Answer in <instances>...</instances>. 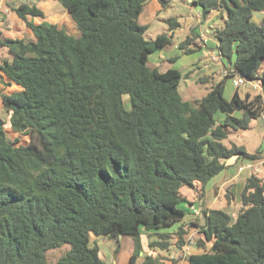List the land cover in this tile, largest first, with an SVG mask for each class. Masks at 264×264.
<instances>
[{
    "label": "trees",
    "instance_id": "obj_1",
    "mask_svg": "<svg viewBox=\"0 0 264 264\" xmlns=\"http://www.w3.org/2000/svg\"><path fill=\"white\" fill-rule=\"evenodd\" d=\"M51 1L70 14L78 38L57 25L29 22L44 13L28 4L16 13L34 40L0 37L11 54L0 63L2 82L21 88L1 94L2 107L11 130L30 138L25 145L10 139L0 120V264H49L47 254L64 245L70 250L56 264H107L92 235L133 238L137 252L128 264H137L144 233L150 250L182 248L184 206L194 203L181 190L204 196L227 161L264 160V149L251 154L224 143L264 112V91L253 99L238 91L224 97L225 81L235 74L261 81L264 90V17L254 20L264 14V0L192 2L206 21L221 13L213 34L234 69L196 102L182 98L187 77L179 70L149 64L173 40L169 34L145 39L140 16L150 0ZM168 23L172 30L180 26L176 19ZM199 38L191 34L182 52L198 50ZM203 216V225H192L205 252L187 256L188 264H264V174L245 180L235 221L222 210L204 209ZM176 261L148 255L144 264Z\"/></svg>",
    "mask_w": 264,
    "mask_h": 264
},
{
    "label": "rangeland",
    "instance_id": "obj_2",
    "mask_svg": "<svg viewBox=\"0 0 264 264\" xmlns=\"http://www.w3.org/2000/svg\"><path fill=\"white\" fill-rule=\"evenodd\" d=\"M167 1L168 3L164 5L161 2H158L160 11L154 14V2L153 0H150L149 3L147 4L146 9L147 10L150 9L151 13L149 17H145L143 13V16L140 19V24L148 25V30L145 33V39L147 41L155 40L158 36H161L164 34L173 35L172 45L162 52H164V54H166L167 56L177 58L176 61L173 63V65L169 68H176L183 74V77L184 76L187 77V79L183 78L181 80L180 87H179V92L182 98L189 102H196V101L201 100L210 91L212 87H215L221 80L225 79L224 72L226 70L230 72L233 69V67L229 65L227 60H224L226 65L222 64V66H220L222 67L221 70L219 69L215 71L214 73L209 72L210 74L207 75L205 73L206 71H204L205 70L204 66L199 67V65L200 66L203 65L202 60H204V55L202 54L201 51L196 50L195 52H192L190 54H184L182 50L178 49V45L186 41L188 37H191V34H193L194 32L196 33V35L200 37L201 32L196 29H203L206 31L209 29L208 27H210V24L208 23V20L206 21L202 18L201 7L193 5L190 0H167ZM60 7L64 9L61 5ZM263 17H264V14L260 16L256 15L254 20L257 22H260V20ZM170 19H176L179 22L180 26L174 27V30H172L170 24L168 23ZM214 22L218 23V25H216L215 27V28H218L219 26L222 25L223 20H221L220 17H216L214 18ZM193 29L195 30L194 32H192ZM196 40H197L196 42L197 45L198 43L203 44L201 37ZM192 48H195V47L193 46ZM160 53L161 52H158L152 55L150 59V63H152L154 59L160 55ZM7 58H11L9 49L6 47L0 46V60H4ZM234 60H235V57H233V62ZM169 68L165 67L164 65V68H162L161 70L165 71ZM259 72L262 78V75L264 74V64L262 65ZM203 78H208L209 82L205 84H200L199 80ZM255 82H258L255 85H260V87H255V85L253 84L246 83L243 86L236 88L233 84V78L226 80L225 90H224L225 99L230 100L236 91L239 92L242 98H245L246 95H250L251 98L253 99L257 95L262 94L264 91L262 84L260 83V81H255ZM14 92H18V91L17 90L12 91L11 93H14ZM125 102L129 108V97H126ZM1 106H2V103H1V95H0V120L7 123L5 127L7 129L10 139L14 141L18 140L20 141V144H23V145L28 144L30 141L29 136L16 134L11 130V126L9 124V116L4 110V108ZM224 143L228 146H231L232 144H236L237 146H242L251 154L256 153L258 150H263L264 149V122L263 120L261 118L255 119L252 122L249 130L231 133L230 137ZM236 171H237L236 167H229V169H227L229 176L234 175ZM253 173H254L253 170H248L249 175H252ZM260 174H264V169H262V173ZM223 175L217 176L216 178H214L212 181H210L207 184L206 191H205L207 205L212 204L215 201L216 188H221V185L224 182L222 180ZM227 187H228L227 189H224L222 197L217 202L215 201V203H213V208L215 210H221L224 208V206L228 208H232L229 214L232 220H235L233 214H237V215L239 214L241 203L240 205H237L235 201L236 188L232 186H227ZM196 192H195L196 195H199L198 197H203L201 196L200 192L198 191ZM181 193L182 195H187L189 198L191 197L192 199H197V196L192 191V189L183 188L181 190ZM226 200L228 201V206L225 203ZM239 200H241V198ZM222 203H224L223 204L224 206L222 205ZM186 207L188 208V206H184V208ZM196 208H197V203H196ZM195 217H201L204 219L203 215L201 216L195 215L192 210V215L188 213V215L183 220V223H188L187 225L188 227H185V229H188L187 231L189 234L187 236V239L193 235V239L196 241V244L192 247L198 246V240L201 237V235L199 234V228L197 229L198 231L195 230L192 233L190 232L189 227H192L191 221H194L193 219ZM126 239L128 240H126V242H123L122 248L127 250L129 254L131 252L132 253L137 252L136 242L134 244L129 242V241H135V240L130 237ZM101 242L102 244L107 243L103 241ZM190 249L191 248H189V251ZM69 250H70V246L64 245L58 249L50 251L47 254L49 264H56L59 258L65 255ZM146 256L147 255H145L144 259L146 258ZM173 256H175V254ZM144 259H142V256L140 253V256L138 257V260H137V264H142V260ZM120 262L119 264H121ZM128 262H129V259H127V264Z\"/></svg>",
    "mask_w": 264,
    "mask_h": 264
},
{
    "label": "crops",
    "instance_id": "obj_3",
    "mask_svg": "<svg viewBox=\"0 0 264 264\" xmlns=\"http://www.w3.org/2000/svg\"><path fill=\"white\" fill-rule=\"evenodd\" d=\"M191 2H193L194 0H190ZM154 2V14L160 11V7H159V3L160 0H153ZM22 4H28V5H35L38 9H40L43 13H44V18H36V17H31L28 16V21L35 24V25H39V24H45V25H57L59 28H63L69 35L78 38L80 36V32L77 28V26L75 25V23L73 22L70 14L62 9L60 7V4L51 0H0V5L2 7V10L0 12V37H5V38H10V39H19V40H34V35L32 33L31 30H29L26 26V23L21 20L17 13H16V9H18ZM147 6L144 8V16L145 17H149L150 15V9L147 10L146 9ZM140 16L141 17L143 16ZM258 16L262 15V14H257ZM216 17H220L221 20L222 19V15L221 13H216L214 14L209 20L208 23L210 24V27H208V30H203V29H196L199 30L201 32L200 37L202 38V42L203 44H199L198 43V51H201L202 54L204 55V60H202V64L203 65H199V67H203L204 66V71H206L205 73L208 75L211 73H214L217 70H221L222 64L224 65V59H219L218 61H213L212 57L215 56L219 51H218V43L214 37L213 31L214 29H216V25H218V23L214 22V18ZM153 18V17H151ZM150 18V19H151ZM148 19V18H147ZM148 21V20H146ZM212 21V22H211ZM147 23V22H146ZM146 25V24H145ZM148 26V25H146ZM198 33V32H197ZM178 49H180V45H178ZM181 50V49H180ZM164 50H160L158 52H161L159 56H157L154 61L152 63H150V59L151 56L149 58V64L152 68H157L159 69L161 72H165L162 71L161 69L165 67H171L173 65V63H170V59H172L173 57L167 56L166 54H164V52H162ZM156 52V53H158ZM154 53V54H156ZM153 54V55H154ZM3 60H0V63ZM168 65V66H167ZM226 65V64H225ZM194 66V65H193ZM171 69V68H169ZM176 69V68H174ZM6 86H4L3 82H2V78H1V74H0V95L1 94H11L12 91H21V88L19 86H17L16 84H12V86L5 88ZM10 91V92H9ZM263 94V93H262ZM2 107V106H1ZM250 162L247 160H243V161H237L236 158L231 159L229 161H227V166L229 169V167H236L237 171L234 175L229 176L227 169L221 173L219 176H222L223 174V184L221 185V188H216V199L215 201L217 202L223 194L224 189H227V186H232L234 188H236V194H235V201L237 203V205H240L241 200H239L241 198V194L242 191L244 189V185H245V180L250 176L248 174V170L249 169H244L241 170V168L249 165ZM248 175V176H247ZM223 189V190H222ZM194 193L196 192V190H192ZM240 191V193H239ZM197 193V192H196ZM195 193V195H196ZM239 193V194H237ZM185 197H187V199L191 202L194 203V206H191L190 208L186 207L185 209L187 210L188 213H190L192 215V207H196V203H197V207L202 209V212L205 210H212L213 208V203H215V201L212 204L207 205V200L205 195L203 197H198L197 199H192L191 197L189 198L187 195H184ZM225 203L228 206V201L226 200ZM224 203H222L223 205ZM224 206V205H223ZM240 207V206H239ZM222 211L226 212L227 214L230 213V211L232 210V208H228L226 206H224L223 209H221ZM235 212V211H234ZM230 215V214H229ZM235 220L237 219L236 217H238L237 214H233ZM204 217V216H203ZM194 221H191V225L193 222H197L200 226L203 225L204 219L201 217H195L193 219ZM233 220V221H235ZM181 224H178L177 226H175L172 229V232H176L177 229L179 228ZM182 225H184L185 227H188V223H182ZM195 225H192V227L190 228V232L192 233L193 231L197 230L199 227H197ZM188 230V229H187ZM198 231V230H197ZM189 234L186 235V239L187 236ZM128 237H119V238H107V237H95L94 235L91 236V245H97L99 247L100 250V256L101 258L107 263V264H119V262L121 264H127V259H129L131 256L133 255V253L131 252L130 254L127 252V250H125L123 247V242H126V239ZM107 242L102 244V242ZM142 251H141V256L142 259H144L145 255H151L154 257L157 256H161L165 259L168 258H172L174 259V254L177 252V250L179 249L176 245H174L172 247V249L170 250L169 253H164V252H156L153 250L149 249V239L146 235V233L143 234L142 238ZM122 242V243H121ZM130 243H135V241H129ZM177 240L174 242L176 243ZM211 244H206V250L210 249ZM205 252V248L201 249L199 246L196 247H191L190 252L188 254L189 255H196V254H202ZM146 256V257H147ZM173 256V257H172ZM176 260V259H174ZM144 260H142V264H144ZM129 263V262H128ZM175 264H188V261L185 260H181V261H176Z\"/></svg>",
    "mask_w": 264,
    "mask_h": 264
},
{
    "label": "built area",
    "instance_id": "obj_4",
    "mask_svg": "<svg viewBox=\"0 0 264 264\" xmlns=\"http://www.w3.org/2000/svg\"><path fill=\"white\" fill-rule=\"evenodd\" d=\"M2 10V7L0 5V12ZM213 61H218L219 59H222L220 52H218L215 56L212 57ZM234 72V69H232L230 72H228L227 70L224 72L225 77L230 75V73ZM253 84L255 85L258 82H248L245 78H243L242 76H240L239 74H235L234 78H233V84L236 88H239L241 86H243L244 84ZM260 83L262 84V82L260 81ZM255 87H260V85H255ZM261 119L264 122V112L261 115ZM264 166V160L260 161V162H250L249 165L241 168V170L244 169H249V170H253V174H260L262 173V169ZM193 213L195 215L201 216L203 215L202 209L199 207H192ZM196 244V241L193 239V235L190 236L185 244L182 246V248L178 249L177 252L175 253L174 259H176L177 261H181V260H185L186 257L189 254V248H191L192 246H194Z\"/></svg>",
    "mask_w": 264,
    "mask_h": 264
},
{
    "label": "water",
    "instance_id": "obj_5",
    "mask_svg": "<svg viewBox=\"0 0 264 264\" xmlns=\"http://www.w3.org/2000/svg\"><path fill=\"white\" fill-rule=\"evenodd\" d=\"M123 237V236H120V238Z\"/></svg>",
    "mask_w": 264,
    "mask_h": 264
}]
</instances>
